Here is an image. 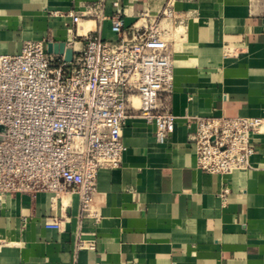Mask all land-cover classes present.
<instances>
[{"label":"crops","instance_id":"crops-1","mask_svg":"<svg viewBox=\"0 0 264 264\" xmlns=\"http://www.w3.org/2000/svg\"><path fill=\"white\" fill-rule=\"evenodd\" d=\"M94 2L102 3L103 18L73 24L67 12ZM162 2L0 0V52L17 54L27 40L69 46L97 29L115 41L116 10L128 27L142 12L157 15ZM173 5L184 24L170 45V135L157 142L154 124L131 98L121 165L98 170L90 215L69 190L53 204L46 191L0 197V264H264V123L250 136L249 166L230 174L199 169L188 139L195 116L264 118V0ZM50 215L63 219L62 231L46 226Z\"/></svg>","mask_w":264,"mask_h":264},{"label":"built area","instance_id":"built-area-1","mask_svg":"<svg viewBox=\"0 0 264 264\" xmlns=\"http://www.w3.org/2000/svg\"><path fill=\"white\" fill-rule=\"evenodd\" d=\"M173 4L163 0L157 15L142 12L128 27L116 10L110 17L115 41L103 39L99 29L75 37L66 44L71 61L47 52L41 40L25 41L17 54L0 52V197L46 191L53 204L69 190L78 194L80 213L90 215L98 170L121 165L131 98L154 124L156 141L166 140L175 118L170 45L184 24ZM102 9L94 2L67 14L77 25L83 18L102 19ZM188 122L196 166L225 175L249 166L255 151L250 136L264 118L195 116ZM62 220L50 215L46 226L62 231ZM85 245L77 240V248Z\"/></svg>","mask_w":264,"mask_h":264},{"label":"water","instance_id":"water-1","mask_svg":"<svg viewBox=\"0 0 264 264\" xmlns=\"http://www.w3.org/2000/svg\"><path fill=\"white\" fill-rule=\"evenodd\" d=\"M46 51L49 53L61 54L64 60L71 61L72 49L64 41H49L46 43Z\"/></svg>","mask_w":264,"mask_h":264},{"label":"bare ground","instance_id":"bare-ground-1","mask_svg":"<svg viewBox=\"0 0 264 264\" xmlns=\"http://www.w3.org/2000/svg\"><path fill=\"white\" fill-rule=\"evenodd\" d=\"M81 32L83 33V30Z\"/></svg>","mask_w":264,"mask_h":264}]
</instances>
